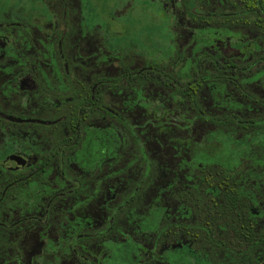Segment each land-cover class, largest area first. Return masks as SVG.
<instances>
[{
  "label": "flooded vegetation",
  "instance_id": "flooded-vegetation-1",
  "mask_svg": "<svg viewBox=\"0 0 264 264\" xmlns=\"http://www.w3.org/2000/svg\"><path fill=\"white\" fill-rule=\"evenodd\" d=\"M0 264H264V0H0Z\"/></svg>",
  "mask_w": 264,
  "mask_h": 264
},
{
  "label": "trees",
  "instance_id": "trees-1",
  "mask_svg": "<svg viewBox=\"0 0 264 264\" xmlns=\"http://www.w3.org/2000/svg\"><path fill=\"white\" fill-rule=\"evenodd\" d=\"M187 87H192V88H195L196 85L193 83V81H191L190 79H188V83H187Z\"/></svg>",
  "mask_w": 264,
  "mask_h": 264
}]
</instances>
